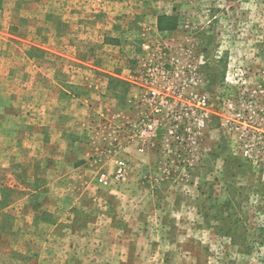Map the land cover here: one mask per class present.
<instances>
[{
    "label": "rangeland",
    "instance_id": "obj_1",
    "mask_svg": "<svg viewBox=\"0 0 264 264\" xmlns=\"http://www.w3.org/2000/svg\"><path fill=\"white\" fill-rule=\"evenodd\" d=\"M0 264H264V0H0Z\"/></svg>",
    "mask_w": 264,
    "mask_h": 264
},
{
    "label": "built area",
    "instance_id": "obj_2",
    "mask_svg": "<svg viewBox=\"0 0 264 264\" xmlns=\"http://www.w3.org/2000/svg\"><path fill=\"white\" fill-rule=\"evenodd\" d=\"M118 165H119V168H118L117 175L120 177V176H123L125 174V163H124V161H120L118 163ZM101 181L104 183H107V181L104 180V178H101Z\"/></svg>",
    "mask_w": 264,
    "mask_h": 264
}]
</instances>
